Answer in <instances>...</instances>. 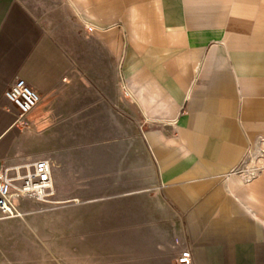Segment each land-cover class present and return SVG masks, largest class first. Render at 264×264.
<instances>
[{
  "label": "crops",
  "instance_id": "0c3cea01",
  "mask_svg": "<svg viewBox=\"0 0 264 264\" xmlns=\"http://www.w3.org/2000/svg\"><path fill=\"white\" fill-rule=\"evenodd\" d=\"M262 151L264 0H0V172L50 160L58 264H264V169L241 171Z\"/></svg>",
  "mask_w": 264,
  "mask_h": 264
},
{
  "label": "built area",
  "instance_id": "2783aa9c",
  "mask_svg": "<svg viewBox=\"0 0 264 264\" xmlns=\"http://www.w3.org/2000/svg\"><path fill=\"white\" fill-rule=\"evenodd\" d=\"M5 96L18 109L17 122H22L40 101V94L23 78H18L5 91ZM263 152L250 164L245 163L247 168L241 171L251 176L261 172L264 169ZM54 195L52 164L48 159H38L29 164L6 167L0 172V211L5 218L22 215L17 207L16 197L29 196L38 202L49 203ZM178 262L191 263V251L183 250Z\"/></svg>",
  "mask_w": 264,
  "mask_h": 264
},
{
  "label": "rangeland",
  "instance_id": "374dc122",
  "mask_svg": "<svg viewBox=\"0 0 264 264\" xmlns=\"http://www.w3.org/2000/svg\"><path fill=\"white\" fill-rule=\"evenodd\" d=\"M72 214L71 205L58 201L54 195L49 203H34L22 218L1 221L0 264H8L4 253L20 254L24 251L42 253L43 259L48 258V264H58L62 249L73 246ZM81 230L87 231L88 227L83 226ZM85 241L88 242V239ZM46 248L48 254H43ZM65 258V263L72 264L71 254H66Z\"/></svg>",
  "mask_w": 264,
  "mask_h": 264
}]
</instances>
